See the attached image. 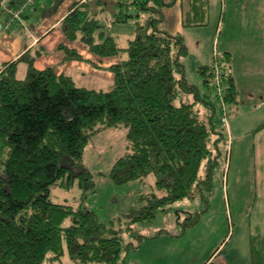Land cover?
<instances>
[{
    "label": "trees",
    "instance_id": "16d2710c",
    "mask_svg": "<svg viewBox=\"0 0 264 264\" xmlns=\"http://www.w3.org/2000/svg\"><path fill=\"white\" fill-rule=\"evenodd\" d=\"M114 1L119 11L113 23L137 24L136 36L126 48L106 35L100 20L90 14L89 0L75 4L61 24L68 41L82 42L103 58L121 57L110 68L115 75L112 90L79 87L72 76L58 75L53 67L39 70L36 57L28 53L2 66L0 264H52L67 253L76 264H121L124 240L113 223H103L98 212L84 206L51 199L55 186L71 189L78 184L85 194L95 187L84 165L85 149L107 128L128 131L129 152L113 165V182L121 186L154 175L155 187L163 193L141 196L146 205L140 214L126 215L127 231L133 235L135 224L191 198L204 161L209 160L210 168L214 165L212 146L222 140L224 129L218 126L225 124L215 64L198 69L201 88L189 83L186 37L163 27L164 10L178 0ZM190 3L184 26H207L211 2ZM60 49L68 60L84 59L65 45ZM223 56L224 64L221 56L218 59L224 100L230 109L239 108L232 59L230 54ZM22 63L29 67L25 79L18 77ZM185 94L194 100L184 102Z\"/></svg>",
    "mask_w": 264,
    "mask_h": 264
},
{
    "label": "rangeland",
    "instance_id": "374dc122",
    "mask_svg": "<svg viewBox=\"0 0 264 264\" xmlns=\"http://www.w3.org/2000/svg\"><path fill=\"white\" fill-rule=\"evenodd\" d=\"M100 1L90 0V14L100 20L107 36L116 38L119 46L126 48L136 36V21L113 23L119 7L114 0H103L102 4ZM218 1L211 6L207 26L190 28L193 33L187 36L192 48L185 58L187 78L199 88V57L203 53L207 57L211 34L214 28L217 30L216 20L221 24L224 17ZM43 17L34 16L28 26L41 23ZM14 32L29 36L24 29ZM220 32L221 29L218 36ZM199 41L204 43L203 53L198 48ZM220 59L224 64L225 57L221 55ZM27 70L22 64L18 77L25 79ZM182 100L192 102L194 97L185 94ZM230 111L229 124L218 126L224 129L222 140L212 146L214 165L210 168L209 160L204 161L191 198L171 205L167 212L159 211L151 221L135 224L134 235L127 231L130 218L126 215L140 214L146 205L140 201L141 196L158 190L154 175L121 186L109 176L115 162L129 152L128 131L124 127L107 128L86 147L84 165L93 175V189L85 194L78 184L71 189L55 186L51 199L75 208L84 206L98 212L103 223H113L124 240L121 264H204L215 253L214 264H264V129L259 130L262 122L255 113H236L237 108ZM62 259L52 264H76L68 253Z\"/></svg>",
    "mask_w": 264,
    "mask_h": 264
},
{
    "label": "crops",
    "instance_id": "0c3cea01",
    "mask_svg": "<svg viewBox=\"0 0 264 264\" xmlns=\"http://www.w3.org/2000/svg\"><path fill=\"white\" fill-rule=\"evenodd\" d=\"M6 1L9 8H19L24 2V0ZM81 1L83 0H38L33 8L26 9L23 22H16L10 30L5 28L8 14L0 4V72L5 63L16 61L28 53L36 57L34 66L39 70L53 67L58 75L72 76L79 87L105 92L112 90L115 87V75L110 68L119 64L121 57L103 58L90 53L82 42L68 41L62 31V22L73 10L74 5ZM209 1L212 6L216 0ZM219 1L221 11L224 13L222 26L216 20L217 30L214 28L211 34V47L207 57L203 53L204 43L198 42V48L203 53L202 58L199 57L201 60H199L198 69L202 66H213L216 62L215 58L230 54L231 70L240 92L239 108L236 113L243 111L255 113V118L262 122L260 124L263 126L264 0ZM190 9V0H178L175 5L164 10L163 27L170 33H180L186 37L188 48L191 51L187 36L193 33L191 32L193 30L184 26L185 15ZM210 9L212 10V7ZM36 15L44 16L42 22L28 26L30 20ZM15 29H24L29 36L19 35L18 32H14ZM202 38L203 36L200 35L201 40ZM61 45L76 50L84 59L81 61L68 60L65 51L60 49ZM22 64L19 65V70ZM26 67L29 68L27 64ZM215 255L204 264H214L215 261L212 260Z\"/></svg>",
    "mask_w": 264,
    "mask_h": 264
},
{
    "label": "built area",
    "instance_id": "2783aa9c",
    "mask_svg": "<svg viewBox=\"0 0 264 264\" xmlns=\"http://www.w3.org/2000/svg\"><path fill=\"white\" fill-rule=\"evenodd\" d=\"M38 0H24V2L22 3L21 7L19 8H9L7 6V1L6 0H2L0 1V4L2 6V8L4 9V11L7 12L8 16H7V20H6V25L5 28L6 30H10L12 28V26L16 23V22H23V16L26 13V9L28 8H33V6L37 3ZM216 62H215V78H214V82L216 84V88H217V93L219 94V96L221 97V104H222V116H223V122L228 125L229 124V119H230V107L228 104H226L225 100H224V89H223V85H222V75H223V71L221 70V66L219 64V59L215 58Z\"/></svg>",
    "mask_w": 264,
    "mask_h": 264
}]
</instances>
